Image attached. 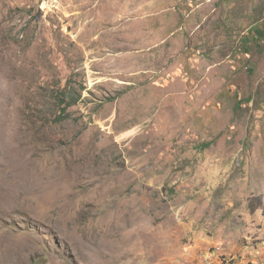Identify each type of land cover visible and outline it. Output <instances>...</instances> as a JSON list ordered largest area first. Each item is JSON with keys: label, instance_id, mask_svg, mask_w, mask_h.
I'll use <instances>...</instances> for the list:
<instances>
[{"label": "rangeland", "instance_id": "rangeland-1", "mask_svg": "<svg viewBox=\"0 0 264 264\" xmlns=\"http://www.w3.org/2000/svg\"><path fill=\"white\" fill-rule=\"evenodd\" d=\"M255 28L264 0H0V264H264Z\"/></svg>", "mask_w": 264, "mask_h": 264}, {"label": "trees", "instance_id": "trees-1", "mask_svg": "<svg viewBox=\"0 0 264 264\" xmlns=\"http://www.w3.org/2000/svg\"><path fill=\"white\" fill-rule=\"evenodd\" d=\"M256 32L259 33L260 35L264 34V28H255ZM59 101L58 102H63L66 103V105H72L73 103L77 102L80 98V93L75 95L70 89H64L59 92L58 95ZM66 99L67 102H66ZM67 107V106H66ZM66 107H64L61 111V113H64L66 111ZM64 119L63 114H59L58 118L56 121H60Z\"/></svg>", "mask_w": 264, "mask_h": 264}]
</instances>
